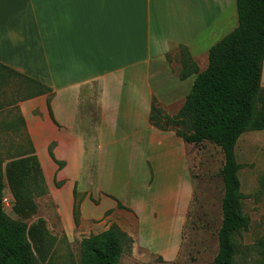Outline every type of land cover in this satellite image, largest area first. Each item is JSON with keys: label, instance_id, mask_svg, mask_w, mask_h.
Wrapping results in <instances>:
<instances>
[{"label": "crops", "instance_id": "0c3cea01", "mask_svg": "<svg viewBox=\"0 0 264 264\" xmlns=\"http://www.w3.org/2000/svg\"><path fill=\"white\" fill-rule=\"evenodd\" d=\"M234 8V0H0V65L50 90L17 108L68 241L115 224L132 239L120 262L179 258L200 164L196 146L151 124V104L177 113L194 75L181 80L166 55L182 45L194 61L207 56L201 43L237 23ZM263 77L264 59L262 87Z\"/></svg>", "mask_w": 264, "mask_h": 264}, {"label": "trees", "instance_id": "16d2710c", "mask_svg": "<svg viewBox=\"0 0 264 264\" xmlns=\"http://www.w3.org/2000/svg\"><path fill=\"white\" fill-rule=\"evenodd\" d=\"M234 2L237 26L209 47L205 69L200 70L185 46L177 47L178 77L183 80L194 75L177 113L167 115L153 100L149 116L153 126L174 131L185 143L199 147L209 142L223 154L219 171L223 185L222 220L216 237L218 250L210 264H238L234 237L246 230L248 218L242 212L240 165L235 158V146L243 133L264 130V87L260 79L264 59V0ZM166 59L170 63L172 58L167 54ZM0 69L24 78L5 66L0 65ZM27 80L38 88L37 95L50 91ZM31 153L7 162L5 171L0 159V264H38L33 243L38 244L44 261L55 240L43 220L26 223L37 212L35 198L47 194L39 162ZM4 177L13 198L12 210L19 220L4 211ZM79 216L80 206L75 202V225ZM131 244L132 239L113 224L81 240L79 264H120L122 254ZM258 264H264V243Z\"/></svg>", "mask_w": 264, "mask_h": 264}, {"label": "rangeland", "instance_id": "374dc122", "mask_svg": "<svg viewBox=\"0 0 264 264\" xmlns=\"http://www.w3.org/2000/svg\"><path fill=\"white\" fill-rule=\"evenodd\" d=\"M235 23L230 24L228 28L226 26L211 32L212 34L205 38L201 45L208 47L213 45L232 30L236 26ZM177 52L178 49L175 48L169 54L171 61L174 60L176 63H178ZM196 63L201 70L205 69L207 56H198ZM173 67L177 71L180 70V65L174 64ZM262 79L264 81V77ZM37 92L38 88L33 84L0 69V159L3 171L10 160L31 153V146L18 113L17 102ZM195 152L197 164H200L196 173L193 172L196 178V194L185 223L180 256L170 264H210L218 250L216 237L222 220L223 196L219 171L223 164V154L218 146L209 142L196 147ZM235 158L240 165L238 177L240 192L243 195L242 212L248 218L246 230L240 231L234 237L236 262L258 264L261 246L264 243V130L243 133L235 146ZM6 181L4 177L3 198L8 200V205L3 204L4 211L10 218L19 220L12 210L13 198ZM46 197L44 195L35 198L37 212L26 220L28 225L39 219L43 220L50 236L55 239L44 261L41 260V254L37 249L38 244L33 243L37 262L38 264H79L81 241L79 237H74L72 241L67 240L55 209ZM129 252L130 248H126L125 255L128 257ZM142 262L123 258L120 264H141ZM142 264L162 263L159 259H154L150 263Z\"/></svg>", "mask_w": 264, "mask_h": 264}, {"label": "built area", "instance_id": "2783aa9c", "mask_svg": "<svg viewBox=\"0 0 264 264\" xmlns=\"http://www.w3.org/2000/svg\"><path fill=\"white\" fill-rule=\"evenodd\" d=\"M3 204L8 205V200L6 198H3Z\"/></svg>", "mask_w": 264, "mask_h": 264}]
</instances>
